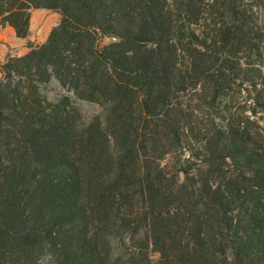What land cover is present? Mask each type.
Returning <instances> with one entry per match:
<instances>
[{
	"label": "trees",
	"instance_id": "trees-1",
	"mask_svg": "<svg viewBox=\"0 0 264 264\" xmlns=\"http://www.w3.org/2000/svg\"><path fill=\"white\" fill-rule=\"evenodd\" d=\"M34 9L60 21L0 63V264H264V0H0V28Z\"/></svg>",
	"mask_w": 264,
	"mask_h": 264
},
{
	"label": "rangeland",
	"instance_id": "rangeland-1",
	"mask_svg": "<svg viewBox=\"0 0 264 264\" xmlns=\"http://www.w3.org/2000/svg\"><path fill=\"white\" fill-rule=\"evenodd\" d=\"M59 21L60 15L56 11L50 9L32 10L29 33L25 37L26 39L22 40L20 45H16L14 49L18 50L20 47H22L24 50L28 51V46L30 44L35 45L42 43L48 36L51 28L57 25ZM4 27L0 28V30L4 29ZM4 32L6 36L9 35L8 29H5ZM18 52L19 51L12 50V48H7V46L4 45V42H0V63H2L8 55L19 56L17 55ZM64 92L65 91L63 88L54 79L43 88V93L49 100H55ZM71 97L73 98L72 95ZM76 105L79 107L83 117H88L99 110L98 105L90 102L76 101ZM150 255L152 256L153 260L156 259L157 255L155 253L151 252Z\"/></svg>",
	"mask_w": 264,
	"mask_h": 264
},
{
	"label": "crops",
	"instance_id": "crops-1",
	"mask_svg": "<svg viewBox=\"0 0 264 264\" xmlns=\"http://www.w3.org/2000/svg\"><path fill=\"white\" fill-rule=\"evenodd\" d=\"M8 29V36L5 35L4 30ZM26 38L17 37L14 33V30L11 26L8 24L5 25L4 29L0 30V42H4V45L7 46V48H12L14 51H19L17 55H22L27 52V50H24V48L20 47V49L16 50L14 49L16 45H20L21 41Z\"/></svg>",
	"mask_w": 264,
	"mask_h": 264
}]
</instances>
